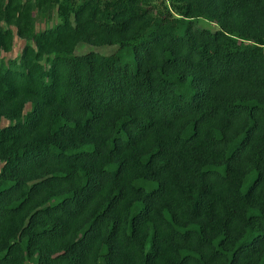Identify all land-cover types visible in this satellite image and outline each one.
<instances>
[{"label":"trees","instance_id":"1","mask_svg":"<svg viewBox=\"0 0 264 264\" xmlns=\"http://www.w3.org/2000/svg\"><path fill=\"white\" fill-rule=\"evenodd\" d=\"M3 119L0 264H264V0H0Z\"/></svg>","mask_w":264,"mask_h":264},{"label":"rangeland","instance_id":"2","mask_svg":"<svg viewBox=\"0 0 264 264\" xmlns=\"http://www.w3.org/2000/svg\"><path fill=\"white\" fill-rule=\"evenodd\" d=\"M197 25L201 26V27L209 28L211 30H214L215 28H217V25L215 23H213V22L211 23L205 19H199L197 21ZM37 26L39 29H42L45 27V23L38 22ZM23 45H24V39L17 36L16 40H15V46H14L13 51L10 53H7L6 56L14 57V56L20 54ZM116 48H117V46H115V45H91V44H84L83 43L77 47L76 52L77 53H84V52H87L89 50H97L101 53L109 54V53L114 52L116 50ZM7 123H8V120L3 119L0 122V125H5ZM245 188H246V186H245Z\"/></svg>","mask_w":264,"mask_h":264}]
</instances>
